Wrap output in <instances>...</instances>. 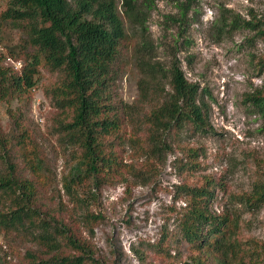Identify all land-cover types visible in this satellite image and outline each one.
<instances>
[{
	"label": "trees",
	"instance_id": "16d2710c",
	"mask_svg": "<svg viewBox=\"0 0 264 264\" xmlns=\"http://www.w3.org/2000/svg\"><path fill=\"white\" fill-rule=\"evenodd\" d=\"M6 1L0 26L11 23L20 34L0 53V104L9 117L7 129L0 121V233L31 246L17 250V262L4 256L0 264H118L117 252L107 258L92 240L104 219L90 210L87 198L130 171L123 157L129 142L144 153L142 167L155 171L181 133L212 132L210 106L178 58L167 66L155 59L147 26L154 0ZM194 1L181 2L171 19L184 22ZM244 21L230 25L262 24L257 31L264 38V22ZM6 58L19 65L6 64ZM131 65L139 72V93L128 104L117 81ZM42 72L48 75L42 94L54 110L50 129L71 150L73 164L62 184L68 202L49 194L44 151L24 118ZM245 96L264 115V84ZM183 154L178 167L198 169L199 149L188 147ZM226 185L222 177L204 176L177 186L185 200L180 241L193 251L180 264H264V241L244 237L241 225L242 210L264 205V178L247 192L230 193V207L216 211V188L226 192Z\"/></svg>",
	"mask_w": 264,
	"mask_h": 264
},
{
	"label": "rangeland",
	"instance_id": "374dc122",
	"mask_svg": "<svg viewBox=\"0 0 264 264\" xmlns=\"http://www.w3.org/2000/svg\"><path fill=\"white\" fill-rule=\"evenodd\" d=\"M185 1L154 0L148 35L155 59L167 66L178 58L185 76L198 83L210 106L213 129L204 134L191 130L181 133L155 171L142 167L144 153L129 142L123 157L130 171L102 187L95 199L88 195L87 206L104 219L94 228L92 240L107 258L117 252L118 264H180L191 256L193 251L180 241L179 217L185 200L177 186L184 181L195 184L204 176L222 177L226 192L216 188L213 202V208L220 211L230 207V193L247 192L255 180L264 178V115L245 96L264 84V72L260 71L264 38L257 31L263 25L254 29L230 25L232 20L238 24L244 20L264 22V0H195L184 22L173 21L171 17L179 14V4ZM6 4L0 0V11ZM19 34L11 23L0 26L5 52L18 42ZM138 79L134 65L120 73L117 91L124 102L133 104L137 99ZM47 80L48 75L42 72L24 118L44 151L52 178L49 194L56 199L61 195L68 202L62 184L73 164L71 150L50 129L54 110L42 94ZM6 108L0 104V121L7 129ZM188 147L199 149V167L193 172L178 167V158L185 159L183 150ZM241 225L244 237L264 241V205L253 212L242 210ZM159 242L166 243L164 250L158 247ZM27 246L30 242L0 233V257L17 262V250L23 252Z\"/></svg>",
	"mask_w": 264,
	"mask_h": 264
},
{
	"label": "built area",
	"instance_id": "2783aa9c",
	"mask_svg": "<svg viewBox=\"0 0 264 264\" xmlns=\"http://www.w3.org/2000/svg\"><path fill=\"white\" fill-rule=\"evenodd\" d=\"M2 51H4V47H3V44L0 43V53H1ZM6 61H7V62H10L11 64H14V65H16V66L19 65V63H15L14 61H12V60L9 59V58H6Z\"/></svg>",
	"mask_w": 264,
	"mask_h": 264
}]
</instances>
